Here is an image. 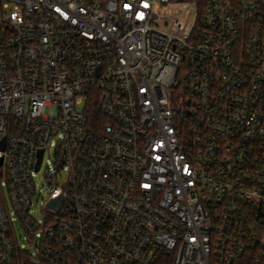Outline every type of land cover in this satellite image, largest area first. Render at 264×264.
Wrapping results in <instances>:
<instances>
[{"label":"built area","instance_id":"built-area-1","mask_svg":"<svg viewBox=\"0 0 264 264\" xmlns=\"http://www.w3.org/2000/svg\"><path fill=\"white\" fill-rule=\"evenodd\" d=\"M3 140L0 264H264V0H0Z\"/></svg>","mask_w":264,"mask_h":264},{"label":"water","instance_id":"water-1","mask_svg":"<svg viewBox=\"0 0 264 264\" xmlns=\"http://www.w3.org/2000/svg\"><path fill=\"white\" fill-rule=\"evenodd\" d=\"M4 150H5V140H3L2 143H0V151L3 152ZM42 156H43V152L40 153V156H39L40 159H39V163L37 165L36 171H38L39 168H40ZM3 161H4V157L0 156V166L3 164ZM69 181H70V174L68 175L67 180L62 185V191H61L60 195L58 197H56L55 199H52L47 204V207L53 208V209H55L57 211L60 210L61 205H62V203L64 202V199H65V195H66V192H67V189H68Z\"/></svg>","mask_w":264,"mask_h":264},{"label":"rangeland","instance_id":"rangeland-1","mask_svg":"<svg viewBox=\"0 0 264 264\" xmlns=\"http://www.w3.org/2000/svg\"><path fill=\"white\" fill-rule=\"evenodd\" d=\"M85 103L86 101H83L79 106H78V109L80 111H82L85 107ZM46 160H48L49 158V154L46 155ZM45 169H46V165H44V168L40 171L38 177H37V185H38V192H41V190L45 187V182H44V173H45ZM34 215L36 217H40L41 216V208H40V205L37 206V202H35V205H34ZM20 236H25V234L23 232L19 233ZM21 245H24L23 242H21Z\"/></svg>","mask_w":264,"mask_h":264},{"label":"trees","instance_id":"trees-1","mask_svg":"<svg viewBox=\"0 0 264 264\" xmlns=\"http://www.w3.org/2000/svg\"><path fill=\"white\" fill-rule=\"evenodd\" d=\"M85 114L89 118V121L96 122V120H100L103 123V119L101 120V117L99 119V112H98V106H97V101L92 99L87 103V106L85 107ZM0 199H1V189H0ZM159 264H167L166 261L161 259V262Z\"/></svg>","mask_w":264,"mask_h":264}]
</instances>
